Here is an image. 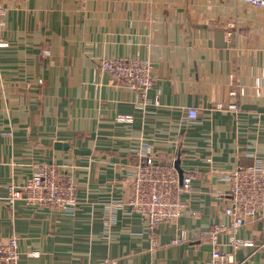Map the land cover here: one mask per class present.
<instances>
[{"label": "crops", "instance_id": "1", "mask_svg": "<svg viewBox=\"0 0 264 264\" xmlns=\"http://www.w3.org/2000/svg\"><path fill=\"white\" fill-rule=\"evenodd\" d=\"M0 4V243L16 236L20 264H205L204 232L230 220L226 172L264 165V7L242 0ZM104 57L148 59L147 98L112 83L99 68ZM187 108L197 119L186 120ZM142 152L191 176L182 213L153 229L119 205L131 195L129 175ZM44 162L75 182L72 213L7 203L10 186ZM232 234L253 245L234 249L225 232L222 251L238 264H264V212Z\"/></svg>", "mask_w": 264, "mask_h": 264}, {"label": "built area", "instance_id": "2", "mask_svg": "<svg viewBox=\"0 0 264 264\" xmlns=\"http://www.w3.org/2000/svg\"><path fill=\"white\" fill-rule=\"evenodd\" d=\"M244 3L264 7V0H242ZM4 8L0 4V17ZM2 21L0 20V25ZM4 43L0 41V47ZM99 68L107 72L112 83L134 89L147 98L148 91L154 85V68L146 58L140 57H104ZM263 82V81H262ZM235 95L236 91H230ZM235 110V104H229ZM186 120L193 121L198 117L194 108L185 109ZM117 121L131 122L130 115H118ZM130 177L131 195L119 205H127L132 211L145 217L150 229L165 221H174L182 213L184 202L181 193L191 189V176L180 175L173 163L156 162L146 152L140 153L139 161L134 166ZM227 196L229 204L224 213L230 218L229 224H216L204 232V237L211 244V253L205 264H238L233 256L220 249V237L231 232L228 244L234 249L240 246H252L248 239L232 234L246 219L264 212V165L256 162L250 166L238 165L226 172ZM75 182L55 164L41 163L26 180L19 185H11L7 203L12 205L16 200L38 207H55L62 213H72L77 205ZM105 225L109 223L105 218ZM107 229L105 233H107ZM176 240L172 241L175 242ZM155 246V242L151 241ZM0 264H20L18 241L15 235L0 243ZM114 264V261H112Z\"/></svg>", "mask_w": 264, "mask_h": 264}]
</instances>
